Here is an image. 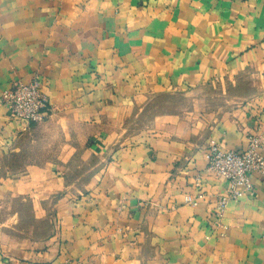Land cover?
<instances>
[{"label": "crops", "instance_id": "crops-1", "mask_svg": "<svg viewBox=\"0 0 264 264\" xmlns=\"http://www.w3.org/2000/svg\"><path fill=\"white\" fill-rule=\"evenodd\" d=\"M258 132L264 0H0V264H264V179L217 227L205 157Z\"/></svg>", "mask_w": 264, "mask_h": 264}, {"label": "built area", "instance_id": "built-area-1", "mask_svg": "<svg viewBox=\"0 0 264 264\" xmlns=\"http://www.w3.org/2000/svg\"><path fill=\"white\" fill-rule=\"evenodd\" d=\"M1 103L9 111L10 117L19 121L42 122L50 110L48 97L37 78L28 83L15 82L2 93ZM263 148L264 132L250 134L248 145L243 150L226 149L215 140L207 146L205 157L208 169L228 182L226 193L216 202L217 227L222 225L221 220L230 201L252 193V175L264 179ZM185 201L197 204V199L192 196H186Z\"/></svg>", "mask_w": 264, "mask_h": 264}, {"label": "rangeland", "instance_id": "rangeland-1", "mask_svg": "<svg viewBox=\"0 0 264 264\" xmlns=\"http://www.w3.org/2000/svg\"><path fill=\"white\" fill-rule=\"evenodd\" d=\"M19 207V203H0V224L1 222H5V217L7 216V214H9V211H14L16 209H19Z\"/></svg>", "mask_w": 264, "mask_h": 264}]
</instances>
